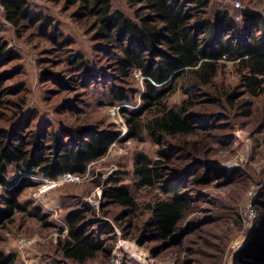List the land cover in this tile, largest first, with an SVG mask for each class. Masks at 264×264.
<instances>
[{
    "label": "rangeland",
    "instance_id": "rangeland-1",
    "mask_svg": "<svg viewBox=\"0 0 264 264\" xmlns=\"http://www.w3.org/2000/svg\"><path fill=\"white\" fill-rule=\"evenodd\" d=\"M110 1L113 10L134 19L126 0ZM207 1V17L227 10L237 21L244 12H257L264 18V0ZM24 2L32 15L48 18L56 31L39 28V22L32 28L28 22L16 30L6 21L0 4V44L5 47L0 55V128L27 135L38 132L41 143H46L51 133L63 134L68 127H111L119 140L104 157L88 165L81 182L65 183L37 196L46 179L36 177L37 185L26 189L20 201L28 210L40 207L52 225L17 214L14 223L2 231L0 249L15 253L16 264H264L259 259L264 249V77L262 93L250 97L235 69L226 64L211 87L190 96L180 82L169 96V107L187 100L192 105L190 112L199 114L194 117L198 134L189 140L199 141L209 153L195 156L200 163H193L179 183L191 206L173 234L161 240L153 232L149 206L166 197L162 192L165 184L177 183L168 172L165 178L169 180L156 188L136 187L134 156L144 153L158 159V147L145 132L141 141L127 138L120 113L121 108H140L142 77L137 71L124 81L117 77L113 49L97 39L90 21L79 18L77 4L69 0ZM9 52L16 55L8 57ZM76 54L99 78L90 84L84 81L72 60ZM110 84L134 92L127 102L112 106L107 92ZM225 94H236L233 104ZM169 151L174 157L179 154ZM194 173L202 181H193ZM115 179L128 186L133 208L105 197ZM71 210L81 212L89 232L103 241V249L83 263L65 258L59 246L66 235L65 216ZM20 238L35 242L19 250Z\"/></svg>",
    "mask_w": 264,
    "mask_h": 264
},
{
    "label": "trees",
    "instance_id": "trees-1",
    "mask_svg": "<svg viewBox=\"0 0 264 264\" xmlns=\"http://www.w3.org/2000/svg\"><path fill=\"white\" fill-rule=\"evenodd\" d=\"M69 2L78 5L79 18L90 21L97 39L113 49L117 77L124 81L133 71L142 77L140 108L136 111L121 108L120 113L127 126V138L141 141L145 132L158 147V159L144 153L134 156L136 187L156 188L169 180L165 178L168 172L172 174L169 178L177 183L165 184L162 192L166 197L156 199L149 206L153 232L159 239L166 240L191 206V199L181 191L179 183L186 179L193 163H200L195 156L209 153L199 141L189 140L198 134L194 117L199 114L190 112L192 105L187 100L178 107H169L168 98L180 82L184 93L190 96L211 87L219 69L226 64L235 69L246 93L258 97L264 77V18L257 12H244L237 21L227 10H217L212 17H207V0H126L134 19L113 10L110 0ZM0 4L6 21L16 30L23 29L28 22L31 23L29 28L39 22V28L56 31L48 18L32 15L24 0H0ZM4 48L0 44V55ZM15 55L7 53L8 57ZM72 60L85 82L90 84L99 78L81 55H73ZM1 88L0 80V91ZM107 92L113 106L127 102L134 91L110 84ZM224 97L230 104L237 98L236 94ZM2 106L0 92V109ZM182 138H185L183 142ZM47 140L41 143L38 132L27 135L16 129L0 128V243L2 231L14 223L17 214L33 217L44 226L52 225L45 220L47 216L41 213L40 207L28 210L20 201L26 189L37 185L36 177L54 180L64 173L83 176L88 165L104 157L119 138L111 127L85 126L68 127L60 135L51 133ZM176 140L178 143L173 144ZM169 150L178 151V156L174 157ZM184 161L186 163L180 166ZM192 179L202 181L197 173ZM113 183L106 189L105 197L110 202L133 208L134 197L128 186L118 179ZM65 223L66 235L59 242L65 258L83 263L103 249L102 239L89 232L81 212L69 211ZM261 252L259 259L264 262V249ZM16 261L15 253L0 249V264H16Z\"/></svg>",
    "mask_w": 264,
    "mask_h": 264
},
{
    "label": "built area",
    "instance_id": "built-area-1",
    "mask_svg": "<svg viewBox=\"0 0 264 264\" xmlns=\"http://www.w3.org/2000/svg\"><path fill=\"white\" fill-rule=\"evenodd\" d=\"M239 5H240L239 2H236V6H239ZM83 179H84V176H79V175H75L71 173H64L54 180L46 179L45 184H43V186L38 189L36 195L41 196L46 191H49L50 189L61 186L62 184L78 183V182H81ZM34 242H35V239L20 238L18 240V249L23 250L27 246L32 245Z\"/></svg>",
    "mask_w": 264,
    "mask_h": 264
}]
</instances>
